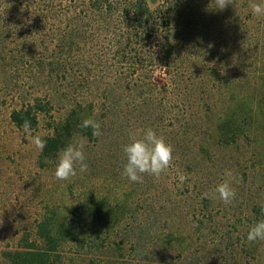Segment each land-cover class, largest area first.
I'll return each instance as SVG.
<instances>
[{"label": "rangeland", "instance_id": "1", "mask_svg": "<svg viewBox=\"0 0 264 264\" xmlns=\"http://www.w3.org/2000/svg\"><path fill=\"white\" fill-rule=\"evenodd\" d=\"M160 1L146 0V3L150 9H154ZM258 3L262 4L261 0ZM184 5L187 7L189 3L185 1ZM248 5V0L233 1V4L221 11L215 9L214 0H210L208 11L203 15L202 10L199 17L187 14L186 23L195 22L197 27L190 29L193 27L189 24L190 28L184 30V36L175 49L176 59L170 69L173 71L177 67L175 89H172L174 81L166 70L158 66V61L147 57L148 50L144 58L140 59L142 64L139 66L129 67L128 64L119 65L106 61L104 54L112 58L113 51L103 43L105 29H78L81 34L84 31L92 37L91 41H86L90 47L85 46L84 49L95 58L89 62L91 65L88 71L84 67L82 77L78 71L63 72L60 68V56L64 58L67 53L55 54L56 59L50 62L55 64L54 67L48 65L51 60H46V68L52 72L49 77L54 80L57 78L58 84L63 81L69 87L73 76L107 82L105 85L110 84V92L120 100L116 108L117 137H113L112 142L116 148L110 150L108 144L103 146L104 142L101 141L99 145L103 144L98 151L87 141L85 156L88 170L80 173L77 169V175L67 181L55 179L58 157L41 161L40 151L30 144L24 131L9 123V107L17 102L16 97H30L31 90L26 84L20 93L16 92L18 78H26V75L17 77L8 70H1L0 103L3 105L0 106V249L17 246L25 231L33 234L36 221L44 213L53 211L57 215L67 216L66 222L79 231L81 243L84 242L87 247L97 242V246L107 250L105 245L115 239H139V252L137 249L134 251L126 240L121 250H112L111 257L101 255L100 249L95 250L96 256H100L104 262L112 261L113 257L119 259L118 263L108 262L109 264H264V240H247L250 228L262 220L261 207L264 206V79L251 89L244 73V62L238 57V47L244 41ZM239 25L243 29H237ZM11 30L19 34L23 29ZM70 30L41 29L40 37L44 44L59 45L61 48L69 45L59 43V39ZM238 36L241 37L239 41ZM82 45L80 41L67 47L68 50L71 47V52ZM71 53L74 55L75 52ZM51 55L52 53L48 56ZM42 74L40 78L48 80V75L45 72ZM213 74L218 79L221 75H226L231 80L226 90L214 93L215 110L226 108L229 113L241 116L250 113L251 107L254 109L252 123L257 134L253 150L255 159L258 160L257 165H252V160L249 159V153L253 150L246 156L243 154L246 152L244 143L239 150L232 146L220 149L213 145L210 151L213 152L212 155H202L206 157L203 162L206 166L187 173L186 164H182V148L173 146L170 142L171 137L167 131L170 114L167 110L180 106L176 103L177 98L174 102V96L172 97V92L179 91L183 93L182 96L191 94L196 100L195 106L200 109L199 97L200 94L204 95L202 88L206 87ZM133 84L139 87L129 88ZM13 87L14 91L11 90ZM97 88L82 89L71 85L67 96L80 97V90L98 93L100 89ZM9 90L14 93V98ZM147 96L156 104L160 100L164 103L159 110L162 113L164 111L166 116L162 117V125L157 127L159 130H153L172 145L173 163L159 180L145 175L143 183H137L121 174L126 163L122 147L129 143L130 133L142 136L147 129L141 124L140 117H135L140 109L132 106ZM132 100L131 106L124 104L125 101ZM144 109L155 111V106ZM124 111H127V116H124ZM63 115V108L54 107L40 118V124L32 130L33 135L43 136L49 133L50 123ZM209 123L213 127L211 120ZM201 143L207 145L205 137H201ZM226 169L231 170L238 180V183L233 184L237 196L229 205H225L218 194L214 193L216 186L226 178ZM178 172L189 177L183 184L177 179ZM205 193L208 194L207 198ZM214 195L217 198H213ZM96 198H103L107 205L103 208L112 211L109 225L95 220V214L89 215L90 208L93 210L91 200ZM206 203L208 204L205 206ZM131 211L137 212L135 220H122ZM138 226L141 229H137ZM81 249L73 243L66 246L63 250L64 261L80 262L82 259L77 256V252L83 253ZM140 254L141 262L138 261Z\"/></svg>", "mask_w": 264, "mask_h": 264}, {"label": "trees", "instance_id": "2", "mask_svg": "<svg viewBox=\"0 0 264 264\" xmlns=\"http://www.w3.org/2000/svg\"><path fill=\"white\" fill-rule=\"evenodd\" d=\"M185 1L189 3L187 7L184 5ZM233 1L237 2L238 0ZM248 1L250 3V0ZM209 2L210 0H161L154 9H150L146 0H0V71L8 70L16 74L17 77L26 75V78H18L19 82L15 85L16 92L20 93L21 88L26 84L31 90L30 97H16L17 102L9 107L7 115L9 123L17 129L23 130L22 125L25 120H28L34 130L40 124V118L52 111L54 107L64 109V115L50 123L51 131L42 136L46 141V147L40 151L39 158L44 162L56 159L61 150L79 137H85L98 151L103 144L99 145L101 141L104 142L103 146L108 144L110 150L115 149L112 142L113 137H117L118 113L116 108L120 100L110 92V84L106 86L107 82H97L93 79L89 81L73 76L71 83L73 87L77 86L82 89L98 87L97 89L100 90L98 93H86L80 90V97L67 96V93H70L71 85L68 87L63 81L58 84L57 78L51 79L49 76L52 75V72L46 68V60H51L48 65L54 67L55 64L50 62L56 59L55 54L67 53L64 58L60 56V68L63 72L76 73L78 71L82 77L84 67H87L86 71H88V67L91 65L89 62L95 58L91 56L92 53L84 49L85 46L90 47L89 42L86 41H91L92 37L84 31L81 34L78 29H105L103 43L111 49V52L113 51L112 58L106 53L104 54L106 61L119 65L128 64L129 67L139 66L142 64L140 59L144 58L148 50L147 57L158 61V66L166 70L168 76L174 81L172 89H175L177 67H174L173 71L170 70L176 59L175 49L180 38L184 36V30L190 28V25L193 27L190 29L197 27L195 22L189 23L190 25L186 23L187 14L190 13L193 17L203 15L208 11ZM252 2L258 3V0H252ZM261 2L264 4V0ZM200 10H202V14L198 15L201 13ZM248 10L249 15L244 26L246 29L243 36L244 41L238 47V54H240L238 57L242 58L244 62V73L248 85L252 89L258 81L264 79V16H254L251 9L248 8ZM241 28L240 25L237 27V29ZM11 29L23 30L19 34H15ZM41 29H71L72 31H67L59 39L61 42H58L63 45H71L81 41L83 45L78 50L71 51L75 52L72 55L71 47L69 50L67 47L69 45L59 48V45L44 44L40 37ZM240 38L238 36V41ZM150 48L152 49L149 50ZM51 53L52 55L49 57L48 55ZM71 55L74 56L73 60ZM79 58L80 60H78ZM72 61L74 63L71 64ZM44 72L48 75L46 76L48 80L40 78ZM230 83V77L221 75V78L218 79V76L213 74L206 83L207 90L202 88L204 95L199 92L200 109L195 106L196 100L191 94L182 96L183 93L181 94L180 91L172 92L174 102L177 98L176 103L180 106L167 110L170 114L167 131L171 137L172 145L182 148L181 152L184 154L182 164L184 166L186 164L187 173L188 171L195 172V170L206 166L203 163L206 157H202V155H212L213 152L210 151L213 145L220 149L232 146L239 150L241 144L244 143L246 152L243 154L245 156L253 150L257 134L252 123L253 107H251L250 113L241 116L229 113L226 108L214 109V93L222 92L221 89L226 90ZM40 85L42 86L40 87ZM135 87L139 86L133 84L129 88ZM190 87L192 88V86ZM11 90L14 91V87ZM9 93L14 98V93L10 90ZM150 98V96L141 98V102H136L133 105V100L125 101L124 104L140 109V112L135 114L136 119L140 117L141 124H144L143 127L156 130L159 124L162 125V117H165L166 113L159 110L161 104H164L161 100L159 104H156ZM1 105L3 103H0ZM151 105L155 106V111L144 109ZM124 116H127V111H124ZM88 118H93L100 123L102 135L95 137L92 135L91 128L81 127L82 121ZM123 119L121 124H123ZM210 120L213 122V127L209 123ZM165 128L167 127L165 126ZM201 137L206 138V146L201 143ZM249 159L252 160V165H257L258 160L255 159L254 150L249 153ZM91 203L94 211L90 208L89 215L93 213L95 220L109 225L112 211L103 208L104 205L107 206L104 199H92ZM261 210L262 220H264V206L261 207ZM136 213V211L128 212L122 217V220L125 218H130L131 221L135 220ZM66 220V215H57L53 211L44 213L36 221L33 234L25 231L17 246L0 249V264L118 263L117 257H113L110 262H104V259L96 256L95 250L100 249L101 255L111 257L114 248L115 251L123 248L124 240L129 241L133 250L137 249L139 252L138 238L137 241H132L131 238L115 239L105 245L107 250H102L95 242L92 245L89 244V247L94 249L92 251L84 242L81 243L79 231L73 225L68 224ZM131 227L133 229V226ZM140 227L136 228L141 229ZM154 237L156 238L155 235ZM71 243L82 248L83 253L77 252V256L82 259L80 262L77 260H74V263L64 261L63 250ZM138 261H142L141 254Z\"/></svg>", "mask_w": 264, "mask_h": 264}, {"label": "clouds", "instance_id": "3", "mask_svg": "<svg viewBox=\"0 0 264 264\" xmlns=\"http://www.w3.org/2000/svg\"><path fill=\"white\" fill-rule=\"evenodd\" d=\"M214 3L215 9L222 11L229 4H233V0H214ZM248 7L254 16H264V4L250 0ZM81 127L91 128L92 135L95 137L102 135L100 123L93 118L83 120ZM22 128L30 144L35 149L43 151L46 147V141L40 134L33 135L30 121L25 120ZM86 144L87 139L85 137L75 138L73 142L59 152L58 163L54 172L55 179L67 181L77 175V169L80 173L88 170L85 156ZM122 151L126 163L121 174L131 182L143 183L145 175L159 180L162 173L166 174L173 163L172 145L168 144L163 136L157 135L152 128L144 130L142 136L130 133L129 143L123 145ZM224 175L226 178L216 186L214 193L218 194V198L225 205H229L237 196L233 184L238 183V180L231 170L226 169ZM188 178L185 173L178 172L177 174L180 184H183ZM204 196L207 198L208 194L205 193ZM213 198H217L216 195ZM258 239L264 240V220L254 224L247 234L248 242H255Z\"/></svg>", "mask_w": 264, "mask_h": 264}]
</instances>
